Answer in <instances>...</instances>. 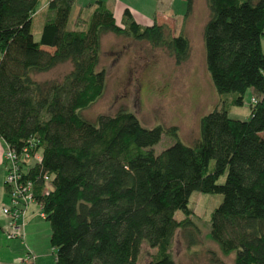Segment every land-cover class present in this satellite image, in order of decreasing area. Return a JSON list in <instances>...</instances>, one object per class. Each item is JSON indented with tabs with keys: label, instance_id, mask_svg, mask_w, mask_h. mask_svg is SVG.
Masks as SVG:
<instances>
[{
	"label": "trees",
	"instance_id": "1",
	"mask_svg": "<svg viewBox=\"0 0 264 264\" xmlns=\"http://www.w3.org/2000/svg\"><path fill=\"white\" fill-rule=\"evenodd\" d=\"M73 1L47 0L48 18L34 40L39 0H0V137L18 150L33 139L42 152L35 170L51 178L48 193L39 195V185L37 196L53 264H176L175 230L196 228L187 205L193 191L223 196L207 233L222 255L234 253L233 264H264V0H205L211 83L219 94L233 93L238 106L251 88L256 103L248 119L213 110L199 118L193 145L177 140L157 154L153 145L164 131L176 135L175 126L146 128L126 109L93 120L82 114L105 91L101 38L113 33L164 48L177 65L189 57L188 38L166 25H141L128 8L118 25L103 0L84 28H69ZM185 1L187 19L193 0ZM66 62L71 68L61 81L34 79ZM177 210L183 219L174 218ZM143 240L156 253L138 263Z\"/></svg>",
	"mask_w": 264,
	"mask_h": 264
},
{
	"label": "rangeland",
	"instance_id": "2",
	"mask_svg": "<svg viewBox=\"0 0 264 264\" xmlns=\"http://www.w3.org/2000/svg\"><path fill=\"white\" fill-rule=\"evenodd\" d=\"M96 0H74L71 6L68 27L84 28ZM113 10L118 5L129 6L136 15L153 17L155 10L163 4L156 0H104ZM47 0H39L38 10L31 23L34 40H39L41 27L48 18ZM166 6V4H164ZM172 10V11H171ZM171 12L186 11L185 0H174ZM116 12V11H115ZM193 14V16H192ZM141 17V16H140ZM208 18L205 0H193V11L187 19H176L169 24L173 35L182 33L189 40L190 54L186 61L177 65L166 49L152 47L144 41L106 33L101 38L99 68L106 73V87L102 97L82 111L85 118L95 119L99 114L114 115L119 109L133 112L142 126L152 128L176 127V135L163 132L152 149L157 154L177 140L185 145H193L199 137V118L213 110L225 109L231 118L247 120L249 117L250 93L243 97V105H233V93L219 94L215 91L205 65L203 26ZM174 24V25H173ZM184 32V33H183ZM71 68L70 63H62L51 70L34 75L42 81H61ZM214 162H210L213 168ZM225 175L219 177L222 183ZM222 194L193 191L188 198V207L193 211L192 221L196 228L176 229L170 252L176 264H233L234 253L222 255L218 246L208 237L209 219L213 209L221 202ZM8 204V203H7ZM176 220L184 218L182 211L174 213ZM29 227V228H28ZM28 241L36 244L44 254L40 264H53V250L49 242L50 225L42 217L29 221ZM155 248L145 240L140 244L138 263L154 258ZM36 255V253H35Z\"/></svg>",
	"mask_w": 264,
	"mask_h": 264
},
{
	"label": "built area",
	"instance_id": "3",
	"mask_svg": "<svg viewBox=\"0 0 264 264\" xmlns=\"http://www.w3.org/2000/svg\"><path fill=\"white\" fill-rule=\"evenodd\" d=\"M250 103H256V98L251 97ZM3 162L4 185L8 195V204L1 207L5 217L3 233L7 239L24 240L25 218L29 207L36 206L37 214L44 218L42 203L37 196V186L41 185L39 195L48 193L51 176L40 172L39 169L36 172V167L42 162V152L36 147L33 139H29L19 150L6 144ZM35 261L34 253L25 248L17 264H35Z\"/></svg>",
	"mask_w": 264,
	"mask_h": 264
},
{
	"label": "crops",
	"instance_id": "4",
	"mask_svg": "<svg viewBox=\"0 0 264 264\" xmlns=\"http://www.w3.org/2000/svg\"><path fill=\"white\" fill-rule=\"evenodd\" d=\"M156 1L159 4H163V5L160 6V8H158L157 10H155L153 17L144 16L142 14L138 16L134 13V10L131 7L118 5L116 9L113 10L116 23L118 25H121L122 14L125 8H128L130 10L135 21L141 25H151L152 23L155 22L159 25H166L168 27H171V25L168 22L169 20L171 21L170 23H173L176 19H179V20L184 19V14L182 15L180 14V12L178 13L171 12L172 14L171 16L165 13L164 10H171V7H173V4H174V0H156ZM164 4H166V6H164ZM107 5L111 7L109 4ZM261 44H262V50L264 52V35L262 37ZM246 92L250 93V98L254 97V92L251 88L248 89ZM5 147H6V143L0 137V264H17L19 258L24 253L25 248H28L30 251H32L34 255L36 253L35 264H40L39 263L40 258L43 257L44 254L38 250V247L36 244L29 242L27 238V234L29 232V229H27L29 221L34 218L39 217V215L37 214L38 209L36 206L34 205L30 206L27 211L26 218H25V226H24V240L7 239L3 233L5 217L3 216L1 212V207L2 205L8 203V195H7L6 187L4 185L5 163L3 162V151ZM53 261H54V257H53Z\"/></svg>",
	"mask_w": 264,
	"mask_h": 264
}]
</instances>
